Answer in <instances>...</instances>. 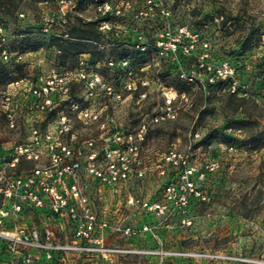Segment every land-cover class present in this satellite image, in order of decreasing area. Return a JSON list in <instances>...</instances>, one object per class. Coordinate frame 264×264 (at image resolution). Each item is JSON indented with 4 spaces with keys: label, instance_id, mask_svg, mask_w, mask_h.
I'll list each match as a JSON object with an SVG mask.
<instances>
[{
    "label": "rangeland",
    "instance_id": "rangeland-1",
    "mask_svg": "<svg viewBox=\"0 0 264 264\" xmlns=\"http://www.w3.org/2000/svg\"><path fill=\"white\" fill-rule=\"evenodd\" d=\"M57 1L0 0V25L16 36L5 46L12 56L7 66L0 62V85L76 66L80 56L62 60L55 51L60 42L38 30L41 13L56 11ZM67 1L74 5L67 32L94 22L89 61L100 64L99 71L115 89L123 78L120 62H128L126 77L130 72L135 89L123 93L120 105L107 103L108 113L125 134L143 139L138 164L114 188L81 174L94 214L107 222L97 234L105 247L119 251L69 252L38 264H264V0H161L168 21L159 9L153 20L136 18L145 0H102L121 11L109 17L111 31L99 29L103 17L94 0ZM166 21L173 28L187 25L198 31L209 43L210 58L229 60L250 96L240 102L222 90L204 92L185 84L177 69L193 70L203 49L198 47L185 62L153 54L154 32ZM139 33L145 51L136 47ZM109 60L114 65L108 69ZM83 92L81 85L74 86L76 97ZM0 133H6L2 126ZM73 134L76 141L94 140L97 150L107 136L97 125L78 121ZM16 137L9 132V139ZM170 152L175 157L168 159ZM20 167L19 172L33 164ZM144 202L166 209L153 212ZM13 218L9 229L13 223L39 230L48 226L57 243L73 239L66 219L54 222L33 210Z\"/></svg>",
    "mask_w": 264,
    "mask_h": 264
},
{
    "label": "built area",
    "instance_id": "built-area-1",
    "mask_svg": "<svg viewBox=\"0 0 264 264\" xmlns=\"http://www.w3.org/2000/svg\"><path fill=\"white\" fill-rule=\"evenodd\" d=\"M94 2L103 17L98 23L99 29L111 31L114 25L109 17L119 16L121 11L107 1ZM57 3L56 11L41 13L38 30L42 36L60 41L69 38L66 26L74 5L67 0ZM157 9L162 19L168 21L170 13L163 9L161 0H145L135 17L141 21L153 20ZM19 17L23 18L24 14L19 13ZM167 21L154 32L153 54L161 59L185 62L195 56L198 47L203 49L196 56L193 70L177 69V76L185 84L204 92L211 89L240 98L250 96L248 85L238 80L236 67L229 60L210 58L209 43L202 40L198 31L187 25L173 28ZM15 37L0 25L2 65L10 63L12 53L5 46ZM137 39L136 47L145 51L147 46L142 33ZM55 51L60 55L58 49ZM89 57V54H81L71 69H63L57 62L62 72L52 69L47 76L39 75L33 80L21 78L0 85V126L6 132L0 133V260L4 264H38L43 259L52 261L69 252L104 255L119 251L105 247L97 234L107 227V222L94 214L89 203V185L81 180V174L102 186L114 188L129 178L132 166L138 164V142L142 141V136L125 134L108 113V105H120L125 98L123 93L135 89V80L130 78V72L126 77L128 62L124 60L120 62L123 78L120 87L115 89L99 71L100 64L90 62ZM113 65L109 60L104 67L109 69ZM75 85H81L84 90L80 97L73 93ZM77 121L97 125L106 132L100 150L92 139L75 140L73 131ZM9 132L17 137L9 139ZM174 157L170 152L168 159ZM23 163L33 164V167L19 172ZM186 202L183 197L181 203ZM143 206L160 213L166 209L164 204L156 202H144ZM27 210L54 222L66 219L73 229L72 241L57 243L54 230L48 226L39 230L13 223V228L9 229V219Z\"/></svg>",
    "mask_w": 264,
    "mask_h": 264
},
{
    "label": "trees",
    "instance_id": "trees-1",
    "mask_svg": "<svg viewBox=\"0 0 264 264\" xmlns=\"http://www.w3.org/2000/svg\"><path fill=\"white\" fill-rule=\"evenodd\" d=\"M95 27L94 22H89L86 24H80L79 27L76 29H72L71 32L68 30V36L69 38L66 40H52L54 43L60 42L58 44V50L60 51V58L62 60L67 59L69 57H76L80 56L81 54H87L89 53V41H91V33L93 34V29ZM92 42V41H91ZM62 44V45H61ZM65 45V47H63ZM38 47L34 46L31 48V51L37 50ZM74 51V53H73ZM61 66H64L65 63L62 61L60 63ZM21 79V78H20ZM14 81V80H10ZM9 81V82H10ZM229 95V94H228ZM230 97H236L234 95H229ZM238 101L242 102L244 101V98H238Z\"/></svg>",
    "mask_w": 264,
    "mask_h": 264
}]
</instances>
